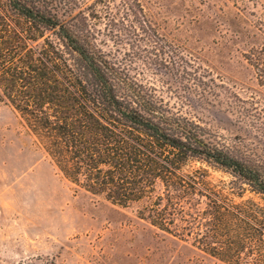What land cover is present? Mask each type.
Wrapping results in <instances>:
<instances>
[{"label": "trees", "instance_id": "trees-1", "mask_svg": "<svg viewBox=\"0 0 264 264\" xmlns=\"http://www.w3.org/2000/svg\"><path fill=\"white\" fill-rule=\"evenodd\" d=\"M95 20L73 0H0V103L71 185L141 204L140 220L224 264H264V156L209 140L138 88L100 47ZM246 60L264 88V47ZM194 163L232 181L212 185Z\"/></svg>", "mask_w": 264, "mask_h": 264}, {"label": "rangeland", "instance_id": "rangeland-1", "mask_svg": "<svg viewBox=\"0 0 264 264\" xmlns=\"http://www.w3.org/2000/svg\"><path fill=\"white\" fill-rule=\"evenodd\" d=\"M73 2L75 12L100 15L97 42L138 88L197 122L209 140L264 156V88L246 60L264 47V0ZM199 167L212 185L232 181L191 166ZM140 208L68 183L0 103V264H224L140 220Z\"/></svg>", "mask_w": 264, "mask_h": 264}]
</instances>
